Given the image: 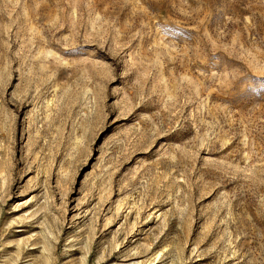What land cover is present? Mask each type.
<instances>
[{
    "label": "rangeland",
    "instance_id": "374dc122",
    "mask_svg": "<svg viewBox=\"0 0 264 264\" xmlns=\"http://www.w3.org/2000/svg\"><path fill=\"white\" fill-rule=\"evenodd\" d=\"M0 264H264V0H0Z\"/></svg>",
    "mask_w": 264,
    "mask_h": 264
}]
</instances>
